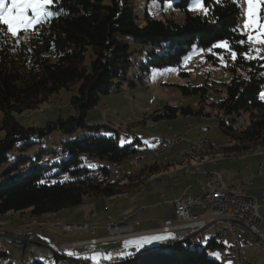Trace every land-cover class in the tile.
<instances>
[{"label": "trees", "instance_id": "1", "mask_svg": "<svg viewBox=\"0 0 264 264\" xmlns=\"http://www.w3.org/2000/svg\"><path fill=\"white\" fill-rule=\"evenodd\" d=\"M191 1L173 2L175 7L185 12L182 22L163 20L146 13L144 24L139 25L130 0H60L58 9H63L61 14L37 26L36 35H32L31 30L22 39L0 34V130L4 132L0 137V165L6 161L7 153L18 140L47 136L54 129L77 134L64 142L70 152L61 161L60 170L67 176L65 179L50 181L37 168L23 172L17 164L25 161L24 156L4 169L0 175L3 177L0 215L11 210L28 209L30 215L41 216L78 206L85 197H116L124 185L138 180L143 183L168 168L169 162L180 158L178 153H172L175 149L170 151L171 158L169 155L162 161L151 158L142 166H132L126 161L134 156L140 157L149 152L148 149L134 147L126 139L121 144L118 135H103L102 130L110 127L89 119L88 114L97 107L99 96L118 89L127 78L135 62V50H131L129 44L131 40L148 46L144 61L138 65L142 80L153 68L177 64L192 44L224 53L232 77L225 84L223 94L211 100V106L223 116L218 124L225 141L233 140L235 144L221 148L220 152L226 153L230 149L257 152L264 149L263 66L260 60L246 59L242 55L248 53L249 47L247 43H239L246 41L245 35L236 28L240 7L233 0H204V6L209 9L205 15L191 13L188 10ZM221 40L228 41L232 51L238 53L235 60L226 50L214 47ZM87 53L88 63L85 61ZM210 86L212 84L204 83L182 88L184 93L200 92L201 99L209 96L206 91ZM71 87H75V92L69 101L70 115L48 120L43 126H24L20 122L22 113L38 108L61 89ZM178 108L167 107L170 114L166 115H176ZM181 111L195 114L190 107ZM242 113L248 114L245 124L239 125L235 118L230 117ZM190 156L184 158L190 159ZM89 161L97 165L91 166ZM121 162L127 164L123 170L118 167ZM138 162L134 160L133 164ZM14 169L19 171L12 175ZM173 245L170 251L153 246L119 262L101 264H222L208 254V249L215 250L220 245L213 239L206 243L180 239ZM6 254L7 250L0 259ZM30 264L43 262L33 259Z\"/></svg>", "mask_w": 264, "mask_h": 264}, {"label": "rangeland", "instance_id": "2", "mask_svg": "<svg viewBox=\"0 0 264 264\" xmlns=\"http://www.w3.org/2000/svg\"><path fill=\"white\" fill-rule=\"evenodd\" d=\"M130 2L135 15V21L139 25L144 24V16L146 13L159 19H171L176 22H182L185 17V12L174 6V0H165L164 2L159 0H130ZM191 5L192 1L188 5V10ZM238 5L240 7V12L237 18L236 28L238 32L243 34L245 31L244 22L246 16L242 14V10H246L247 4L245 0H239ZM190 12L202 13L200 11ZM27 33L21 32L17 37H13L10 34L8 35L14 39H22ZM245 38L247 41L248 37L246 35ZM221 41H218L216 45ZM129 44L131 50H135L133 52V59L135 62L129 69L127 78L121 82L118 89L100 95L96 105L97 107L90 110L92 115H98L97 120L100 121L102 119V122L98 123L106 124L110 127V129L102 130V134L112 133L110 136L118 135L120 143L122 139H126V141L131 142L134 147L142 149L147 148L149 152H146L140 157H132L136 162L139 161L136 164H131L135 167L142 166L145 162H150L149 159L151 158H158L160 161L163 160V157H167L168 155L171 158L172 153L170 151L172 150H167L165 147H162L163 151L159 150V148L154 152L150 153V151L155 149L162 141L168 139L174 131L179 133L187 132L193 140L206 137L208 139L210 138L215 144L223 145L226 137L218 124L219 121L223 119V116L216 113L215 108L211 106V100L223 94L222 90L224 91L225 84H227L232 77V72L227 68L228 62L226 61L224 53L218 52L212 48H207L206 50L201 49L195 44H192L190 48L184 52L177 64L162 68H153L142 80L139 78L140 71L138 65L144 61L145 51L148 49V46L133 42L132 40L129 41ZM254 47L259 48L260 52L248 51V54L256 56V59L260 60V65L263 66L262 72L264 74V59L259 58L264 57V44L257 43ZM89 60V53H87L85 61L88 63ZM204 83H209L213 86H210L206 91L209 95L207 98L202 97L200 99V92L184 93L182 88L183 86L202 85ZM74 88L75 87L61 89L59 93L55 97L50 98L48 102L40 105L34 110L25 111L19 116L20 122L24 126H43L48 120L53 121L58 117H67L72 113L69 101L75 92ZM211 93H213V95ZM261 93H264V90ZM167 107L179 108L176 115H166V113L170 114L169 110L166 109ZM186 107H190L195 114L191 112H182L181 109ZM230 117L235 118L236 123L239 125L248 122L247 113H242L237 117L233 115ZM3 134L4 132L0 130V137H2ZM76 135L77 134L64 133L61 130L54 129L51 130L47 136L18 140L14 147L7 153L6 161L0 165V175L4 169L11 165L17 158L24 156L25 161L17 164L18 168L23 172H28L37 168L42 170L43 175L50 181L67 178L64 172L60 170L62 166L61 161L66 159L70 154V152L66 150L64 142ZM198 135L204 136L198 137ZM27 141H31L32 143L25 145L24 143ZM23 146L25 147L23 148ZM212 151L210 150L208 153L192 154L190 157L191 159H193V157L196 158L195 162H192L189 157H182L181 160H179V158L175 162H169L170 166L168 168L155 173L148 179L144 180V178H142L141 180H144L143 183L138 180L124 185L121 187V193L119 195L108 198L106 205L99 207H102V210L106 212L105 217H107V215L111 214L112 206L117 204L118 200L125 201L129 198V202H133L135 200V195L141 189H146L144 192H149V196H146L144 193L138 195V203H148L151 199H158L159 194H162V192L170 195L171 187L180 190L189 184H193L196 181V177L190 175L189 170L185 172V169H181V174L175 179L171 187L167 182L170 178L174 181V176L180 173V167L177 166H184L183 168H185L186 165H188L191 171H203V166L201 168L203 163L202 156H206L207 162H213L212 164L214 165L220 162L212 169H220L222 175H229V173H231L230 166L232 163H235L238 158H251L253 162L256 161V158H254L255 156L251 154L236 155V158L229 156V158L222 156L225 152H220L221 149ZM260 151H257V153ZM196 155L197 157L200 156V158H197ZM130 159L131 158L128 160ZM89 164L91 166L97 165L92 161H89ZM198 165H200V169L196 167ZM126 166L127 164L125 162H121L118 167L119 170H123ZM194 167L197 169H194ZM173 168L177 169L175 173H172ZM17 171L19 170L14 169L11 174L13 175ZM229 176L233 177L234 175L230 174ZM2 182L3 177L0 176V184ZM263 182L264 179L261 180V178L256 180L254 182V187H262L263 184L261 183ZM139 183H142V185L136 190L135 188L139 186ZM100 199L105 200L106 198L99 197L92 199L85 197L83 203L78 206L63 209L58 213L45 214L48 218L55 217L54 214H57V221L59 222H48L41 219L27 220L30 217L28 209L23 211L11 210L0 215V235L4 232L12 233L15 230L18 231L17 228L20 229V232L23 234H12V241L4 244L7 254L2 256L0 264H30L33 259L42 261L43 264H52L56 256L50 246H45L40 242H38L40 243L38 244L34 240L29 242L25 240L23 236L29 234L28 232L30 231L35 232L36 230L42 233H45L47 230H53L57 234H61L63 231L50 225L54 223L61 224V222L66 221L65 219L67 218L73 220L80 219L83 213L84 215H86L87 212L91 213L92 210L90 208H92L94 203L99 202ZM110 218L113 219L112 216ZM27 228H29V230H23ZM54 237H57V235H54ZM0 240H2V236H0ZM2 243H4V241H2ZM215 250L208 249V254L213 253ZM216 259L220 260L222 264H228V262L231 261L223 259L221 255L219 258L216 257ZM255 259L258 264H264V251L255 253L253 260Z\"/></svg>", "mask_w": 264, "mask_h": 264}, {"label": "crops", "instance_id": "3", "mask_svg": "<svg viewBox=\"0 0 264 264\" xmlns=\"http://www.w3.org/2000/svg\"><path fill=\"white\" fill-rule=\"evenodd\" d=\"M88 116H90V120H92L91 122H102V119L100 121L97 120L98 115L97 116L92 115L90 112ZM181 133H187V132H181ZM199 136H203V135H198V137ZM172 153L175 154L177 152L175 150ZM256 153L257 152L255 150H253L252 153H248L251 155L254 154L255 156L254 158H256L255 162H253L251 158L250 159L238 158L236 159L235 163L231 162L232 163L230 166L231 173H229V175L232 174L234 175L233 177H230L229 175H222L221 170L219 169L223 182H225L226 184H234V183L243 182L245 180H249L250 183H248L247 185V191L253 194L258 193L262 188H264V182L261 183L263 184L262 187H260L261 189L259 187H254V182L256 180L260 178L261 180L264 179V170H261V173H258L259 165L264 164V153L262 152V150L258 152L259 154H256ZM197 158H200V156H198ZM195 159L196 158L194 157L193 159L190 158L192 162H195ZM202 159H203V163L201 165V168L203 166L204 168L203 171L201 172L190 171L189 172L190 175L196 177V181L193 184H189L180 190H176L175 188L171 187L172 183L175 182L176 178L174 179V181L173 179H168L167 183L171 187L170 188L171 194L168 195L167 193L165 194L162 192V194L165 195L166 199H173L177 197L184 190L186 191V193L193 195V196L201 193L202 188H203V182L207 176L206 172L204 171L213 170L212 168L216 167L220 163L218 162L217 164L214 165L212 164L213 162H210V161L207 162L206 156H202ZM177 167H180L179 172L181 171V169H184L183 168L184 166H177ZM196 167H194V169H196ZM198 167L200 168V165H198ZM176 170L177 169L173 168L172 173H175ZM145 190L146 189L139 190L137 194L135 195L134 197L135 200L133 202H129V198L128 200H125V201L118 200L119 202L117 201V204L112 206L111 212H110L111 214L109 213L112 216V218L115 220L125 219L127 216H129L127 214H131L130 217L126 219L131 222L133 234L127 238H122V239H117V240H112V239L107 238L108 232L105 227L106 212H104L102 210V207H99V206L106 205V203L108 202L107 201L108 197H105L106 198L105 200L100 199L99 202L94 203L92 208H90L92 212L91 213L87 212L88 214L86 213V215H84L83 213L80 219L73 220L71 218H67L65 219L66 221L61 222V223H68V222L79 223L77 221H86L88 224L95 226V229L92 232L89 229H85V230H79V231H63L61 234L60 233L57 234L53 230H47L45 233L38 232L36 230L35 232H32V231L28 232L29 234H25L23 238H25V240H28L29 242H32V240H34L36 241V243L40 242L45 246H50V248H52L51 250L54 252L56 256L55 260L52 261V264H57L58 262L65 261V259L74 261L76 258H74V256L72 257L68 256L67 255L68 251L78 252L81 255L84 253H91L92 255V253H100V251L103 250L104 254L112 253L114 256H117V253H118L117 248L123 247L124 246L123 242L125 240H130L135 237L142 236V235H156V234L164 235V234L171 233L172 236L165 240H170L172 238H175L177 236L176 231L171 230V231L165 232L159 229L162 227V224H163L162 222L164 219L174 218L173 206L171 204H164V205L160 204L162 200L161 193L159 194L158 199L157 198L151 199L150 201H148V203H145V202L138 203V200H139V198L137 199L138 195H141L142 193H144L146 196H149V192L148 193L144 192ZM192 212L201 215L202 219L207 224L210 222L209 217L203 216L204 209L201 206H193ZM259 214L262 217H264V205L262 203H260V206H259ZM54 216L55 217L48 218L47 215H41V216L30 215V217L27 220L41 219V220H46L48 222L57 221L58 215L54 214ZM237 227L239 230V238H240L243 256L247 258L250 264H258L256 259L253 260L254 254L258 253L259 251H264V250L261 248L256 238H252V239L249 238V232L242 224H238ZM259 228L264 233V223H262ZM17 230L18 231L16 232L14 231V233L22 234L20 232V229L17 228ZM54 235H57V237H54ZM205 235L207 237V241L209 239H213L215 242L220 244L218 249H216L214 252L220 253L221 250H228L229 245H230V238L227 234H218L215 231V229H209L206 231ZM91 238H98L99 240L96 243H90L88 242V240ZM176 240H180V239H173V241H176ZM158 242L159 241L146 245L144 248H142V250L145 248H151L155 246ZM69 243H74V245L73 246L68 245Z\"/></svg>", "mask_w": 264, "mask_h": 264}, {"label": "built area", "instance_id": "4", "mask_svg": "<svg viewBox=\"0 0 264 264\" xmlns=\"http://www.w3.org/2000/svg\"><path fill=\"white\" fill-rule=\"evenodd\" d=\"M160 147H172V150L176 149L178 151L177 155H185L186 153L192 152L193 149H204L194 147L192 141L189 140V135L179 132H172L171 136L159 144L156 149ZM133 162L134 159L128 161L129 164H133ZM261 168H264V164L259 165L258 173H261ZM190 171L191 170H189V172ZM205 172L207 176L203 182V188L200 194L193 196L186 193L184 190L173 199H166V197L161 194L162 200L160 204H171L174 209V218L164 219L162 227L159 229L165 232L171 230L176 231L177 236L170 240L159 241L155 247L159 246L164 249L173 239H205L207 238L205 235L206 231L215 229L218 234H227L230 238L229 250H221L220 253L231 259L233 264H250L247 258L243 256L237 225L242 224L248 230L249 238H256L261 248L264 250V233L259 228L260 225L264 223V217L259 214L260 203L264 205V189L260 190L258 194L242 196L237 192V185L250 183L249 180L240 183L226 184L223 182L218 169ZM177 177L178 176L175 178ZM193 206H201L204 209L203 216L210 218L208 224L202 219L201 215L192 212ZM50 226L60 229L61 231L89 229L92 232L95 229V226L88 224L86 221L79 222V225L54 223ZM105 227L108 232V239L117 240L127 238L133 234L131 222L128 220L126 222H118V224H108L106 219ZM23 230L27 231L26 229ZM0 236H2L0 248L5 247L4 244L10 243L13 239V235L10 234H1ZM98 240V238H91L88 242L96 243ZM2 241H4V243H2ZM68 245L73 246L74 243H69ZM117 250L118 253L121 251H129L135 254H139L142 251V249H140L137 252L134 247L125 249L124 246L118 247ZM100 254H104V251L101 250ZM83 255L90 256L91 253H84L82 256ZM126 258L127 257L113 255L112 260ZM101 262L110 263V261L107 260H102ZM58 263L92 264L91 261L77 258L75 261H61Z\"/></svg>", "mask_w": 264, "mask_h": 264}, {"label": "snow or ice", "instance_id": "5", "mask_svg": "<svg viewBox=\"0 0 264 264\" xmlns=\"http://www.w3.org/2000/svg\"><path fill=\"white\" fill-rule=\"evenodd\" d=\"M219 2V0H216ZM234 3H239V0H233ZM247 4L246 10H242V14L246 16L244 22V35L248 37L247 41L241 40L239 43L244 45L247 43L249 51L260 52L259 48L254 45L264 44V0H245ZM60 0H0V34L13 37L19 36L21 32L27 33L31 30L32 35H36L39 25L49 22L52 18L58 17L63 11L62 8L58 9ZM190 11H200L207 15L209 9L204 6V0H192ZM235 31V29H234ZM19 43V40L17 41ZM214 47H219L228 52V54L235 60L238 53L232 51L228 41H221ZM246 59H256V56H251L248 53L242 54ZM190 58V57H189ZM264 59V57H259ZM261 99H264V93H261ZM105 135H112V133H105ZM123 139L121 144H123ZM172 234H156V235H142L123 242L124 248L134 247L135 251H139L146 245L153 242L163 241L171 237ZM207 238H205V243ZM134 252L121 251L117 253L118 257H129L134 255ZM67 255L76 257L77 259H84L91 261L92 264H101L102 260L111 261L112 254L92 253V255H81L78 252L68 251ZM209 255L219 258L220 253L213 252ZM231 264V261L228 262Z\"/></svg>", "mask_w": 264, "mask_h": 264}, {"label": "bare ground", "instance_id": "6", "mask_svg": "<svg viewBox=\"0 0 264 264\" xmlns=\"http://www.w3.org/2000/svg\"><path fill=\"white\" fill-rule=\"evenodd\" d=\"M189 140L192 141V144L194 145V147H199V148H204V149H193L192 152L186 153L185 155H180L181 158L182 157H185L186 155L199 154V153L201 154V153H205V152L208 153L210 150L211 151L212 150H219L221 148H227V147H230V146H232V145L235 144V142L233 140H230V141H225L223 145H218V144L213 143L210 138L208 139L206 137L205 138L204 137H201L198 140H193L189 136ZM206 147H208V148H206ZM165 148L167 150H172V147H165ZM159 150H162V147H160ZM252 152L253 151H242V150H239V149H230L225 154H223V156H226V157L231 156V157L235 158V157L240 156L242 154H248V153H252ZM262 152L264 153V149H262ZM187 166L188 165H186V167L184 168L185 169L184 171H188L189 170V166L188 167ZM261 170H264V168H261ZM247 185H248V183H245V184H242V185H237V192H238V194H241L242 196L252 195L253 193H249L247 191ZM256 194H258V193H256ZM110 217H111L110 215H107V217H106L108 224H118V222H126L127 221L126 218H128V216H127L125 219L113 220ZM61 224H65V225H79V223H61ZM29 228H27L26 230H29ZM2 234H9V233L4 232ZM187 241H189V242L204 243L205 242V239H190V240H187ZM173 244H174V241H172L170 244H168L164 249L167 250V251H170L173 248V246H174ZM5 252H6V248L5 247L0 248V255L1 254H4ZM220 255L222 256L223 259L231 260V259L227 258L222 253H220ZM121 260H123V259L111 260L110 263H112V262H119ZM101 263H108V262H101ZM60 264H64V263H60Z\"/></svg>", "mask_w": 264, "mask_h": 264}, {"label": "water", "instance_id": "7", "mask_svg": "<svg viewBox=\"0 0 264 264\" xmlns=\"http://www.w3.org/2000/svg\"><path fill=\"white\" fill-rule=\"evenodd\" d=\"M75 261V260H74Z\"/></svg>", "mask_w": 264, "mask_h": 264}]
</instances>
